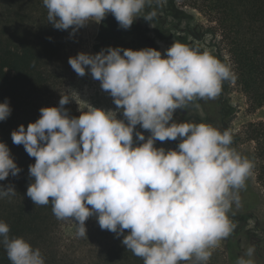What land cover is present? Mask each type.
<instances>
[{
  "label": "clouds",
  "instance_id": "obj_1",
  "mask_svg": "<svg viewBox=\"0 0 264 264\" xmlns=\"http://www.w3.org/2000/svg\"><path fill=\"white\" fill-rule=\"evenodd\" d=\"M151 2L42 0L48 23L71 29L70 35L109 14L125 30L138 18L151 21L154 12L141 16ZM68 63L78 76L90 73L99 81L116 109L87 104L78 117L70 116L65 105L71 99L61 95L59 106L42 107L35 122L13 130L12 142L35 160L26 195L34 205L50 204L57 219L74 222L79 237H87L85 222L95 216L143 264H208L212 250L234 231L229 214L240 206L254 164L233 147L230 130L177 122L174 114L197 99H215L234 79L231 68L180 42L163 54L152 47L79 52ZM11 112L6 98L0 121ZM169 140H178L177 147H156ZM20 171L0 142V181ZM15 195L14 186H0V199ZM0 245L10 264H45L40 249L10 236L2 220ZM255 251L248 247L236 264H255Z\"/></svg>",
  "mask_w": 264,
  "mask_h": 264
},
{
  "label": "trees",
  "instance_id": "obj_2",
  "mask_svg": "<svg viewBox=\"0 0 264 264\" xmlns=\"http://www.w3.org/2000/svg\"><path fill=\"white\" fill-rule=\"evenodd\" d=\"M170 2L175 5L176 0ZM184 4L216 23L213 33L220 35L229 53L237 84L254 109L264 108V0H184ZM129 30L124 37L130 49L133 43L139 47L137 40L129 42ZM70 32L48 23L42 0H0V103L7 98L12 109L8 119L0 121V142L7 144L21 169L17 176L0 181V186L12 185L16 191L14 197L0 199V220L9 225L10 236H22L39 248L45 264H58L50 255L49 243L62 220L54 216L50 204L34 205L26 195L32 182L29 165L35 160L23 145L12 142L11 132L21 124L26 128L35 122L42 107L59 106L72 52ZM65 108L70 116L80 115L70 104ZM248 135L256 143L257 182L264 191V121L250 125ZM238 234L234 227L230 241ZM122 239L96 264H143L122 245ZM235 250L233 256L239 257L237 247ZM0 264H10L3 245Z\"/></svg>",
  "mask_w": 264,
  "mask_h": 264
},
{
  "label": "rangeland",
  "instance_id": "obj_3",
  "mask_svg": "<svg viewBox=\"0 0 264 264\" xmlns=\"http://www.w3.org/2000/svg\"><path fill=\"white\" fill-rule=\"evenodd\" d=\"M151 12L155 13L151 21L138 18L128 31L129 42L137 40L139 44L137 47L133 43L132 49L136 47L139 50L141 46L152 47L163 54L173 42H180L194 49L208 51L221 62L228 64L234 76L232 81L224 82L221 93L215 99L193 101L187 108L178 109L174 114V120L204 122L221 130H230L234 137L233 147L254 164L252 175L246 181V188L240 192V206L233 205L229 214L239 234L233 241H230V236L222 240L220 245L212 250L208 264H236L237 259L250 246H255L256 249L253 257L255 264H264V191L257 182L256 169L259 162L254 159L256 143L250 140L248 135L250 125L264 121V108L254 109L237 84L233 66L228 62L229 53L221 44L220 35L213 33L215 22H211L199 11L185 6L184 0H176L175 5L171 4L170 0H152L141 16ZM125 33L126 30L119 27L111 14L99 23L90 22L73 35L72 52L69 57H74L79 52L98 53L104 49L103 42L106 48H130L124 37ZM68 69L66 82L59 96L61 98V95H68L71 99L68 104L79 114L81 110L86 109L87 104L105 110L116 109L110 95L101 89L100 82L94 80L90 73L80 77L72 70L69 63ZM117 118L123 119L122 113H118ZM136 131L143 132L146 138L150 135L139 126ZM178 143V140L157 141L156 147L174 149ZM85 226L87 237H79L74 222L61 221L54 239L49 243L50 255L58 264H96L123 238H117L116 234L102 230L95 216L90 217L85 222ZM234 245L240 254L239 257L233 256Z\"/></svg>",
  "mask_w": 264,
  "mask_h": 264
},
{
  "label": "flooded vegetation",
  "instance_id": "obj_4",
  "mask_svg": "<svg viewBox=\"0 0 264 264\" xmlns=\"http://www.w3.org/2000/svg\"><path fill=\"white\" fill-rule=\"evenodd\" d=\"M102 45H103V48L105 49V48H106V46H105L104 42L102 43ZM141 49H143V48H141Z\"/></svg>",
  "mask_w": 264,
  "mask_h": 264
}]
</instances>
